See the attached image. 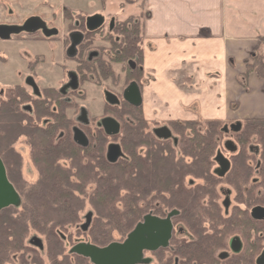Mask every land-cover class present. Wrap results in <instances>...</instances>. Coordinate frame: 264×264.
Returning <instances> with one entry per match:
<instances>
[{
  "label": "trees",
  "instance_id": "trees-1",
  "mask_svg": "<svg viewBox=\"0 0 264 264\" xmlns=\"http://www.w3.org/2000/svg\"><path fill=\"white\" fill-rule=\"evenodd\" d=\"M100 35L108 42L109 48L101 47V56L94 63L89 65L84 62L78 68L81 81H86L92 75L99 86L107 81L117 85L120 74H125L127 82L134 80L143 85L141 20L131 17L117 22L112 33L104 34L101 31ZM245 65L244 78L255 73L264 79V54L255 53L245 61ZM114 66H120L121 73H117ZM75 92L69 95L70 99ZM30 97L25 94L24 87L16 86L10 89L6 102L0 101V159L9 181L21 198L18 207L0 211V264H8L12 255H18L23 260L22 254L28 251L24 239L31 231L44 236L47 257L52 264H60L58 257L63 253L64 240L60 235H63L68 225L77 221L78 213L84 208L87 199L92 206L90 221L88 226L83 228L82 225L78 230L97 246L113 243L114 233L127 237L144 216L157 211V208H148L147 202L143 204L145 208L142 207L145 192L153 196L165 193L170 195L174 202L172 211H179V216L188 220V226H191L189 221L195 211L203 210L205 216H212L220 210L214 198L217 197L218 181L225 184V180L213 174V157L223 136V122L209 121L200 128L197 122L175 121L167 124L171 138L166 140L148 129L142 107H133L122 96L118 97V104L108 105L113 107L116 117L123 120L124 136L120 143L123 157L116 163H110L104 153L102 140L90 142L86 148L73 142L70 132L73 125L64 111L73 104L67 103L64 108L61 103L63 97L58 90L46 89L34 95V99ZM237 132L244 138L240 141L258 137L264 157V120L245 121ZM20 138L29 140L33 150L32 159L40 174L37 185L26 196L21 194L18 156L13 149ZM170 140L172 146L168 142ZM81 154L94 161V164H82ZM61 160L70 161L74 173L71 169L58 166ZM238 169L247 171L244 168ZM165 174L167 179L160 180ZM72 177L76 179L75 183L71 181ZM187 178L198 182L187 187ZM261 178L256 187L264 194V169ZM89 182L96 186L87 196L86 185ZM242 184L231 183L230 186L234 193L243 194L248 184ZM122 191L125 192V198L123 210L119 211L117 200ZM199 196L206 197V203L201 204ZM163 201L166 199L162 198ZM146 209H149L148 213ZM155 215L166 216L160 211ZM38 241L43 243L40 237ZM31 264L37 263L33 259Z\"/></svg>",
  "mask_w": 264,
  "mask_h": 264
},
{
  "label": "crops",
  "instance_id": "crops-1",
  "mask_svg": "<svg viewBox=\"0 0 264 264\" xmlns=\"http://www.w3.org/2000/svg\"><path fill=\"white\" fill-rule=\"evenodd\" d=\"M141 1L149 116L163 107L172 121L264 120V79L244 78L245 61L264 54V0Z\"/></svg>",
  "mask_w": 264,
  "mask_h": 264
},
{
  "label": "rangeland",
  "instance_id": "rangeland-1",
  "mask_svg": "<svg viewBox=\"0 0 264 264\" xmlns=\"http://www.w3.org/2000/svg\"><path fill=\"white\" fill-rule=\"evenodd\" d=\"M141 2V0H0V26L21 27V25L27 20L31 18H38L40 20L42 19L45 27L48 26L50 28L54 27L59 29L61 35H63V38L65 39L67 37L66 34L68 32L67 26L69 24V20L71 18L72 20H74L78 17L77 15L79 14H83V16L85 17L90 15H100L104 18V24L106 25H108L110 21L112 22L116 20L123 22L131 17L142 19L141 15L139 14V12L142 11ZM34 57H36V59L34 60V62H32L31 70H33L35 65L37 64L36 68L33 71H28V62ZM66 60L65 46H61V44L58 42L32 41L26 38L24 31L20 32L19 34H12L7 39L0 38V101L6 102L10 96V89L14 88L16 85H22V87L25 88V94L28 96L31 95V99H34L35 95L33 94L34 86L39 89V94L41 92L43 93V90L48 87H61L63 83H67L69 81V78L66 77V72H73L76 67V65L72 61L67 62ZM61 62L65 66L66 72L61 69V66H56L57 63ZM120 68V66L115 67L117 73H121ZM27 76H30L32 78L33 84H27L29 78L24 81ZM143 78H146L145 74H143ZM128 85L129 82L125 80V74H120L119 82H117V85L113 86L112 84L105 82L100 86L87 84L83 88L78 89V91H76L71 98V101H69V103L73 104V106L69 109L65 107L67 102H61L63 107L66 108L64 109V111L66 112L70 123L73 126H79V128L85 133L88 139H90L91 143L97 141L101 142V140L102 142H104L105 147L103 146V148H105V155L108 145L112 142L120 144L124 136V131L122 130L123 120H120L118 116L116 117V112L112 111L113 107H110V105H108L109 103L107 102V93L112 94L117 98H121L123 91ZM144 87L145 86L141 85V88L144 89ZM105 90H107V93L105 92ZM81 107L86 112L85 118L87 120L86 122H88L87 126L79 125L75 122L77 116H80ZM141 107L143 117L148 123L149 130L160 126L168 127L167 124L175 122L172 121V117H168L169 115L167 108L157 107L159 108V112H155L154 114L156 115L149 116L151 114L147 113V108L145 106ZM109 117L116 119L120 123L121 129L116 136H108L104 133L103 129H98V126L102 127L101 120L107 119ZM196 122L198 123V126H200V128H203L209 121ZM70 132L71 136H73L72 129H70ZM168 142L172 146V140ZM161 144L167 145L168 143L161 142ZM13 149L18 156L17 161L19 163L18 165L21 175V194H23V196H26L28 191L33 189V187L37 185L40 178L39 170L33 162V150L29 146L28 139L20 138L14 144ZM80 158L82 164H94V161H92L91 159L89 160V158L84 156V154H81ZM57 165L63 167L64 169L72 170L70 161L61 160ZM177 174L179 175V170ZM165 179H167L166 174L160 178V180L163 181ZM190 179L191 178H187L185 181V185L187 187L193 186V184L189 183ZM71 181L75 183L76 179L72 177ZM197 182L198 180H194V184H197ZM168 183L169 181L167 182V184ZM221 183V181H218L217 183V197L214 198L218 204L220 203L219 206L221 205V201L223 200L221 191L222 188H224V185H221ZM95 186L96 184L92 182L87 183V196H89L90 193L93 192ZM230 190H232L233 197V195H235L236 193H234V190L232 188ZM152 197H157V199H152ZM124 198L125 192L122 191L117 200V209L119 211L123 210L122 207ZM162 198L166 199L167 204L166 201L162 202ZM142 199H144L142 207L145 208L143 204L147 202L148 208H157L156 212L159 213L160 211L164 215L169 214L173 209V199L170 198V195H168L167 193L153 196L151 195V193L145 192L142 196ZM199 199H201V204L206 203L207 201L206 197L199 196ZM148 210L149 209H146L145 212L148 213ZM89 212H92V206L89 204L87 199L84 208L78 213L77 221H75V223H72L71 225H68L62 232L63 235H60L64 239L62 240L63 253L58 257L60 264L67 262H69L70 264H87L86 260H83L82 257L78 258L77 255L72 254L71 248L82 240L89 241V237L86 236L82 231L78 230L80 226H85L88 224L87 217L90 216ZM155 213L151 212V214L154 215ZM199 216L204 217V215L198 212V217ZM172 220L174 228L189 227L188 223L183 217H181V219H177L176 221L174 219ZM35 234L36 233L31 231L24 239V244L26 247H28V251H25V253L22 254L24 255L23 260H21V258H18V255H12V258L10 262H8V264H24V262H27V264H31L33 259L37 264H52V261L47 257L44 236H41V234ZM35 236L37 238H33ZM39 237L41 238L43 243L38 241ZM125 239L126 236H122L117 233H114L113 235L114 242H122ZM174 244V241L171 242L170 247L173 248Z\"/></svg>",
  "mask_w": 264,
  "mask_h": 264
},
{
  "label": "flooded vegetation",
  "instance_id": "flooded-vegetation-1",
  "mask_svg": "<svg viewBox=\"0 0 264 264\" xmlns=\"http://www.w3.org/2000/svg\"><path fill=\"white\" fill-rule=\"evenodd\" d=\"M77 16L78 17L74 20H72V18L69 20L67 26L68 32L66 34L67 37L65 39L63 38L64 36L61 35L59 29L54 27L50 28L48 26L45 27L42 19H39L42 22V27L33 32V34L25 32L26 38L32 41L58 42L61 46H65L66 61H72L76 65L75 70L73 72H66L63 63H57L56 66H61V69L66 72V77L69 78V81L63 83L59 88L48 87L46 89L58 90L63 97L62 100L67 103L71 101L69 95L72 92L78 91V89L83 88L87 84L97 85L96 80L92 75H89L87 80L82 82L78 68L83 66L84 62L89 65L94 63L101 56V51L99 50L101 47L109 48L108 42H105L100 35V32L102 31L104 34L112 33L116 23L120 22L114 20L112 22L110 21L108 25L103 23L100 28L89 31L86 27V19L89 16L85 17L83 14ZM26 22H24L21 27H23ZM73 33L81 34L82 40L76 46L74 56L70 57L68 55V50L72 45L71 35ZM36 57L29 60L28 71L31 70L32 62H34ZM36 65L34 69L36 68ZM115 67L117 66H114V70L116 71ZM131 67L133 69L135 68L133 64H131ZM82 73L86 74L85 71ZM28 78L29 80L27 81V84H33L30 76H27L24 81ZM107 82L113 84L111 81ZM132 82L136 81L133 80L130 83ZM136 83L141 90L140 83ZM16 86L22 87V85ZM107 90H105V92ZM83 111L84 110L81 107L80 116H77L75 122L79 125L87 126L88 122H86V118L82 117ZM111 119L113 118L111 117ZM103 120H101V122ZM114 120L118 122L116 119ZM75 128L80 129L79 126H73L72 134ZM163 128L166 127H155L152 129V133L157 135L158 131ZM238 128H242V123L224 126L222 131L223 136L219 146L215 149L213 157V174L225 180L224 188H222L221 191L223 197L221 205L219 206L221 210H218L216 213L212 214V216H205L203 210L195 211L189 221L191 226L176 228L173 226L172 237L167 248H160L157 251L152 252L145 251L143 253L144 261L141 264H264V219L261 217V213L256 212L257 209L264 208V194L256 187L262 180L261 174L264 169L263 147L259 142V138L255 136L249 138L247 141H240L244 138L239 136L240 134L237 132ZM98 129H103L106 134L103 127L98 126ZM62 136L63 134H61L60 137ZM88 143L90 144V139H88ZM112 144L118 143L112 142L108 147ZM219 154L228 161L223 175H221L222 166L216 160ZM238 168H244L247 169V171L242 172L239 171ZM189 183L193 184V186L195 185L194 180L192 179L189 180ZM231 183H236L237 185L243 183L241 186H246L247 183L248 187L245 188L243 194H235L232 197V190H230ZM177 212L178 214L172 218L175 221L181 219V216H179L180 212ZM198 212L204 215V217H198ZM167 216L168 215L165 217H156L164 219ZM185 221L188 223V220L185 219ZM85 227L86 225L83 226V228ZM173 241L175 244L173 245V248H171V242ZM79 243L93 244L86 240H82ZM82 258L86 260L87 264H91L89 259Z\"/></svg>",
  "mask_w": 264,
  "mask_h": 264
},
{
  "label": "water",
  "instance_id": "water-1",
  "mask_svg": "<svg viewBox=\"0 0 264 264\" xmlns=\"http://www.w3.org/2000/svg\"><path fill=\"white\" fill-rule=\"evenodd\" d=\"M103 23L104 18L100 15L89 16L86 19V27L89 31L100 28ZM40 27H42V22L38 18L29 19L23 27L0 26V38L7 39L10 35L19 34L23 31L33 33ZM81 40V34L73 33L71 35L72 45L68 50L70 57L74 56L76 46ZM34 93L39 95L36 87H34ZM122 98L133 107L142 106V93L136 82L128 85L122 94ZM107 102L111 105H116L118 104V98L107 93ZM82 117L85 118V111L82 112ZM102 127L108 136H116L120 132L119 123L111 118L104 119ZM157 135L166 140L171 138V133L167 128L160 129ZM73 141L82 148H86L89 145L86 135L78 128L73 130ZM106 157L110 163H116L122 158L123 153L120 145H110ZM216 160L222 166L221 175H223L228 161L221 154L217 156ZM20 203L21 198L14 185L9 181L4 163L0 159V211L9 207H18ZM256 212L261 213V217L264 219V208L257 209ZM176 214H178L177 211H172L164 219L147 214L123 242H113L105 247L78 243L71 248V253L89 259L91 264H141L144 261L143 253L145 251L152 252L160 248H167L172 237V218ZM90 216L87 217L88 224Z\"/></svg>",
  "mask_w": 264,
  "mask_h": 264
}]
</instances>
